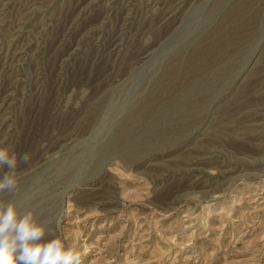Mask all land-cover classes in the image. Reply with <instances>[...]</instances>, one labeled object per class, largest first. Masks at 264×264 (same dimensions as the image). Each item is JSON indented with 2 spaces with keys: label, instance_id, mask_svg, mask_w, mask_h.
I'll return each instance as SVG.
<instances>
[{
  "label": "rangeland",
  "instance_id": "rangeland-1",
  "mask_svg": "<svg viewBox=\"0 0 264 264\" xmlns=\"http://www.w3.org/2000/svg\"><path fill=\"white\" fill-rule=\"evenodd\" d=\"M235 4L232 56L119 141ZM0 147V202L80 264H264V0H0Z\"/></svg>",
  "mask_w": 264,
  "mask_h": 264
},
{
  "label": "clouds",
  "instance_id": "clouds-1",
  "mask_svg": "<svg viewBox=\"0 0 264 264\" xmlns=\"http://www.w3.org/2000/svg\"><path fill=\"white\" fill-rule=\"evenodd\" d=\"M19 160L29 162L28 153ZM9 169L0 176V193H12L18 187L17 154L0 147V169ZM46 228L37 222L31 211L22 216L14 202H0V264H80V255L66 247L60 237L45 240Z\"/></svg>",
  "mask_w": 264,
  "mask_h": 264
},
{
  "label": "bare ground",
  "instance_id": "bare-ground-1",
  "mask_svg": "<svg viewBox=\"0 0 264 264\" xmlns=\"http://www.w3.org/2000/svg\"><path fill=\"white\" fill-rule=\"evenodd\" d=\"M242 14L243 13L241 12L239 5L235 4L232 8H230V10L221 18L215 32L208 34L202 43L193 50L185 64L184 76L180 80L174 81L171 85H166V83L169 82L170 79L174 78L176 73V64L170 63V65H167L165 72L156 81L159 90L154 93V95L151 94L148 96L143 101L142 105L139 108H136L126 122H124V126L122 125L123 127H121L120 131L117 133L119 141L133 128L140 125L146 118L155 113V111L168 106L167 104L172 101L176 95L186 91L194 83H197L199 77L201 76L200 74L210 70L214 61L232 56L233 44L246 37L247 28L254 29L256 26L252 18L248 21V24L246 25L248 26L247 28L244 25L239 24ZM150 46L151 45L146 46V48L138 56V59L142 58L144 55L146 56L148 50L151 49ZM257 60L258 59L253 62L251 69L255 66ZM251 69L246 73V75H244V77H242L241 82L249 76L250 71H252ZM179 129L180 128L176 126L172 133H174V130L180 133L182 130ZM109 150L110 152H113L116 148L111 146V149Z\"/></svg>",
  "mask_w": 264,
  "mask_h": 264
}]
</instances>
